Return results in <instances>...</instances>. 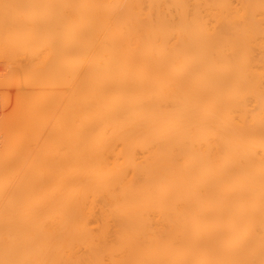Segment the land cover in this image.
Segmentation results:
<instances>
[{
    "label": "bare ground",
    "instance_id": "6f19581e",
    "mask_svg": "<svg viewBox=\"0 0 264 264\" xmlns=\"http://www.w3.org/2000/svg\"><path fill=\"white\" fill-rule=\"evenodd\" d=\"M0 264H264V0H0Z\"/></svg>",
    "mask_w": 264,
    "mask_h": 264
},
{
    "label": "rangeland",
    "instance_id": "374dc122",
    "mask_svg": "<svg viewBox=\"0 0 264 264\" xmlns=\"http://www.w3.org/2000/svg\"><path fill=\"white\" fill-rule=\"evenodd\" d=\"M4 94V92H0V106L2 104L3 97L5 96Z\"/></svg>",
    "mask_w": 264,
    "mask_h": 264
}]
</instances>
